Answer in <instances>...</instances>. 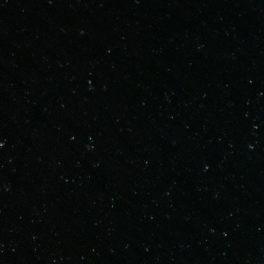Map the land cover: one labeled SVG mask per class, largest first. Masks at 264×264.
Wrapping results in <instances>:
<instances>
[{"label":"water","instance_id":"water-1","mask_svg":"<svg viewBox=\"0 0 264 264\" xmlns=\"http://www.w3.org/2000/svg\"><path fill=\"white\" fill-rule=\"evenodd\" d=\"M0 264H264V0H0Z\"/></svg>","mask_w":264,"mask_h":264}]
</instances>
